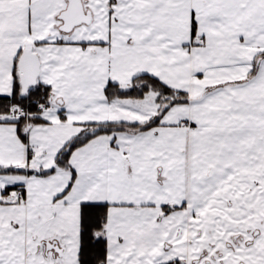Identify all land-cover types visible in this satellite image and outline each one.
I'll use <instances>...</instances> for the list:
<instances>
[{
    "label": "snow or ice",
    "instance_id": "obj_1",
    "mask_svg": "<svg viewBox=\"0 0 264 264\" xmlns=\"http://www.w3.org/2000/svg\"><path fill=\"white\" fill-rule=\"evenodd\" d=\"M0 264H264V0H0Z\"/></svg>",
    "mask_w": 264,
    "mask_h": 264
}]
</instances>
